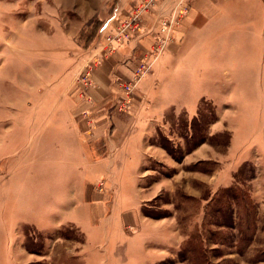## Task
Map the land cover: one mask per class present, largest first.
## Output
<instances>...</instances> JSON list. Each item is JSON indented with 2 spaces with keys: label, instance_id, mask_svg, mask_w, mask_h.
I'll list each match as a JSON object with an SVG mask.
<instances>
[{
  "label": "rangeland",
  "instance_id": "374dc122",
  "mask_svg": "<svg viewBox=\"0 0 264 264\" xmlns=\"http://www.w3.org/2000/svg\"><path fill=\"white\" fill-rule=\"evenodd\" d=\"M43 1L54 2L3 0L1 11L0 88L7 93L13 84L24 99L41 77L61 86L46 96L34 83V113L32 100L0 105V264H264V35L243 34L237 46L227 34L225 51V40L211 37L200 55L203 70L183 43L177 57L163 52L139 82L150 91L146 97L144 86L145 102L136 107L144 136L137 186L128 167H120L114 185L100 167L81 168L71 154L65 160L42 146L54 144H46L51 132L70 133L73 119L55 116V103L66 99L71 108L87 58L140 0H76L64 23L55 10L39 16ZM31 16L51 41L34 37L32 45L58 51L55 40L64 38L55 53L62 62L58 68L52 59L49 74L25 53L5 56L10 41L22 48L13 38ZM86 136L73 157L79 150L83 162L107 154L104 140Z\"/></svg>",
  "mask_w": 264,
  "mask_h": 264
},
{
  "label": "crops",
  "instance_id": "0c3cea01",
  "mask_svg": "<svg viewBox=\"0 0 264 264\" xmlns=\"http://www.w3.org/2000/svg\"><path fill=\"white\" fill-rule=\"evenodd\" d=\"M80 2L82 3V1L79 0V4ZM35 3L36 2L30 5V9L34 8L33 6H35ZM41 3L44 13L39 16L43 19H48L50 18V15H48L46 11L51 13V10H55V14L59 13L60 22L64 23L66 20L65 11L70 8L72 4L76 3V0H54V2H52L53 4L45 1ZM174 4L173 0L157 1L149 9V11L144 12L142 23L139 29L136 30L135 35L133 34L130 39H126L119 45H116V49L112 53H108L105 48L109 41L106 39L99 40L98 44H96L98 45L97 48L91 52V55L87 58L88 61L86 62L87 64L88 62H91V60L97 61V65L93 72L95 86L89 90L91 98L84 99L78 94L77 87H74V98L71 102V108L69 110H67L69 104L66 99H62L57 103V106L60 109H56L57 106L55 103V109L52 113H54L55 116L64 115V117H68L69 115V118H71V120L73 119L70 127L71 130L69 134L64 132L65 130H61L57 135L56 133L53 135V132H51L48 139L49 141H47L46 144L53 139L54 144L52 146L51 144H45L46 146H42L43 152H48L51 155L62 151L63 153L61 154L65 155V160L67 159V155L71 154L70 156L74 159L75 164H80L81 168L100 167L106 175L110 176L109 178L110 180L112 179L113 183H115L113 179L117 171L119 172L120 167H128L129 171L134 173V182L137 186L138 177H136V170L138 169V152L141 153V150L143 149L144 136L142 134L143 128L142 125L140 126L141 121L139 119L138 112L136 111V107L144 104L143 102H145V97L141 96L143 94H141V90L144 86H147V97L149 95L150 86H148L146 82H143L140 87L138 84L135 93L132 95L130 110L122 112L118 111L115 106L124 95L119 86L118 80L124 81L130 79L132 76V70L139 63L148 58L149 51L159 35V17L171 10ZM12 5L13 3L9 4V6ZM87 6L88 5H86V7ZM5 8H7L6 3H4L3 0H0V23L2 21L1 11ZM81 8L83 7L81 6ZM259 9H264L263 0H190L189 13L183 19L181 25L175 29V40L168 46L167 49H165L164 54L166 56L169 53L171 56L177 57L182 46L181 43H183L184 48H186L184 53L187 58L200 57L202 50L207 47L205 44L208 39L211 37H218V39L223 38V40H225L226 38H229L227 37V34H234L232 39L235 41V44L237 43V46L239 41H241L243 34L257 36L258 38L261 33V35H264V15L262 16L261 12L260 16V12H258ZM254 10H256V12L252 14ZM31 13L34 14V9ZM116 13L117 12H115L114 15L117 16L119 13ZM60 16H63L62 20L60 19ZM259 21H262L263 26H259ZM37 22H39V20L35 16L28 17L24 21L25 28H23L21 32H18V34L16 33V37L13 38L15 39L13 40L15 42L21 41L20 46L22 48L20 49L17 43L16 46H13L14 42L10 41V43L13 44L12 46L10 45V49L7 48L5 50V56H9L13 52L25 53V55H28L29 58H31L32 64L33 59H36V64L40 65L42 63L43 70L47 71V74H49L48 71H50V61L52 59H56L58 61V65L57 63L55 65L58 68L60 66L59 63L62 62L60 60L61 56L59 55L58 58L55 53H60V43L64 38H61L59 34L58 40H55V43L59 42L58 51L53 50L47 45L42 47L39 46V44L32 45L30 39H34V37L50 41V38L45 35L41 28L39 31L35 30ZM112 24L114 25V19ZM216 30H218V35L216 34ZM32 34L33 38L30 37ZM1 37L2 35L0 34V40L2 39ZM226 43V40L222 41V44L219 46L224 51L228 48ZM115 44V41L111 42V45ZM2 54L3 53L0 51V56H3ZM161 56L162 55H160L157 59L158 62L156 60L153 63L154 65L152 64L153 67L160 63L159 59ZM29 58L26 61L27 64L30 63L28 62ZM54 62L52 64H54ZM200 62H202V58ZM201 67L202 68H199L201 70L205 68L203 66V62ZM5 68L6 67L3 63H1L0 75L3 73ZM196 69L197 67L194 64L193 70ZM41 81V83H39L38 80L33 81V83L30 84V87L27 89L28 95L24 99L18 98L16 91L17 87H12L13 84L8 86L10 91L7 93H4V89L0 88V105H5L4 103H6L7 105L13 106L11 107V109H13L25 101L28 103V100H32L33 104L31 106L33 108L31 106L30 107L34 113L35 104H38L40 101L39 99L34 100L36 97V90H40L37 89L38 87L35 88L36 85L34 83H37V85L41 84V89L46 90L47 92L46 96H50V92L52 90L59 89L61 86L53 85L51 87L49 75L47 78L41 77ZM23 88H27V86H24ZM12 90L14 91L11 92ZM44 96L45 94H43V97ZM54 101L56 100L54 99ZM44 106L49 105L44 103L43 107ZM39 109L40 107L37 110ZM57 110L58 112H56ZM11 113L13 112L11 111ZM69 118H65V120L70 121ZM83 134H86V137L91 138L90 140L94 142L104 140L106 142L107 154L97 158L96 161H88L87 158H85L86 161L83 162L84 159L80 157V154H83V150H79L80 154L73 157V154L78 152L77 147L80 149L83 148ZM68 141L70 143L69 145ZM92 141L86 143V146L90 148L87 150L88 154H92L93 152L90 146ZM92 144L95 145V143ZM114 185H116V183ZM92 199L94 200H91L90 203L98 201L97 197H92ZM99 206V204L96 206L91 205L90 210H95V208Z\"/></svg>",
  "mask_w": 264,
  "mask_h": 264
},
{
  "label": "built area",
  "instance_id": "2783aa9c",
  "mask_svg": "<svg viewBox=\"0 0 264 264\" xmlns=\"http://www.w3.org/2000/svg\"><path fill=\"white\" fill-rule=\"evenodd\" d=\"M159 0H140L132 9V15L120 22L116 33L107 35L105 38L109 43L105 46L106 51L112 53L116 49V45H119L126 39H130L136 30L139 29L140 23L143 20V14ZM175 3L171 10L161 15L158 20L159 35L154 42L151 50L149 51L148 58L139 63L133 70L132 76L128 80H118L119 86L122 89L124 95L116 103L118 111L127 112L131 108L132 95L135 93L137 85L141 79L148 73L152 64L162 55L165 49L175 40L174 31L180 25L183 19L187 16L190 10V0H173ZM115 41V45H111V42ZM97 65V61L88 62L86 69L83 71L79 83H76L78 94L84 99H90L91 95L89 90L95 86L93 72ZM97 189L103 191L105 189V182L100 181L97 184Z\"/></svg>",
  "mask_w": 264,
  "mask_h": 264
}]
</instances>
